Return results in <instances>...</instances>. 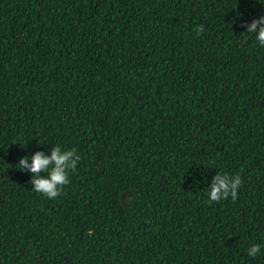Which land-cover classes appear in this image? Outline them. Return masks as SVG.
Returning a JSON list of instances; mask_svg holds the SVG:
<instances>
[{"label":"trees","instance_id":"16d2710c","mask_svg":"<svg viewBox=\"0 0 264 264\" xmlns=\"http://www.w3.org/2000/svg\"><path fill=\"white\" fill-rule=\"evenodd\" d=\"M261 16L0 0V264H264V46L241 26ZM57 145L80 159L49 199L17 164ZM225 173L237 198L209 203Z\"/></svg>","mask_w":264,"mask_h":264},{"label":"clouds","instance_id":"9594fccd","mask_svg":"<svg viewBox=\"0 0 264 264\" xmlns=\"http://www.w3.org/2000/svg\"><path fill=\"white\" fill-rule=\"evenodd\" d=\"M241 26L246 28V32L255 34L258 43L264 46V16L254 19L250 24ZM195 31L198 34L202 33L203 26H199ZM50 153L47 155L43 151H37L31 157L20 159L17 165L23 171H30L33 174L30 181L34 186L33 191L43 194L49 199H54L60 195L63 186L69 183V171H75L80 157L76 155L74 149L62 151L58 145L52 147ZM41 173H46V176H41ZM241 184L239 175L217 174L212 181L209 203L220 202L229 196L235 201ZM259 253V244L253 245L247 250V254L251 257H255Z\"/></svg>","mask_w":264,"mask_h":264}]
</instances>
